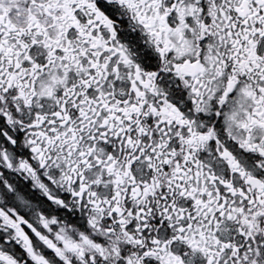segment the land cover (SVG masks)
Returning <instances> with one entry per match:
<instances>
[{
  "label": "snow or ice",
  "instance_id": "snow-or-ice-1",
  "mask_svg": "<svg viewBox=\"0 0 264 264\" xmlns=\"http://www.w3.org/2000/svg\"><path fill=\"white\" fill-rule=\"evenodd\" d=\"M0 264H264V0H0Z\"/></svg>",
  "mask_w": 264,
  "mask_h": 264
}]
</instances>
